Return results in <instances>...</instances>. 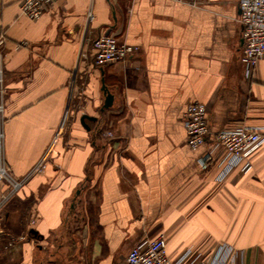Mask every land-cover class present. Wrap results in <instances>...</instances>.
I'll list each match as a JSON object with an SVG mask.
<instances>
[{
	"label": "crops",
	"instance_id": "obj_1",
	"mask_svg": "<svg viewBox=\"0 0 264 264\" xmlns=\"http://www.w3.org/2000/svg\"><path fill=\"white\" fill-rule=\"evenodd\" d=\"M21 1L0 0L5 156L25 180L0 214V264H128L161 235L171 260L227 247L264 264V143L248 174L218 181L214 139L237 124L264 135V59L247 78L240 0H58L37 21ZM102 35L138 50L96 67ZM194 102L210 129L196 149L184 125Z\"/></svg>",
	"mask_w": 264,
	"mask_h": 264
},
{
	"label": "built area",
	"instance_id": "obj_2",
	"mask_svg": "<svg viewBox=\"0 0 264 264\" xmlns=\"http://www.w3.org/2000/svg\"><path fill=\"white\" fill-rule=\"evenodd\" d=\"M58 0H22L20 9L24 16L32 21L41 19L46 10L56 4ZM182 1V0H177ZM240 23L242 31L241 63L245 67L246 77L252 78L258 62L264 59V0H240ZM9 39L5 32L0 33V212L9 201L21 190L25 180L14 177L5 156L4 108L6 85L4 66L8 57ZM26 41L15 44V50L28 47ZM137 48L126 43H119L114 36H100L94 42V64L96 67L115 62H126L134 57ZM184 125L188 136V144L196 149L205 144L210 134L207 120V108L199 102L192 103L184 113ZM107 139H113L112 132L104 133ZM215 146L222 151L221 165L223 170L218 177L222 181L234 168H239L241 174H248L252 170L249 160L250 153L264 143V135L254 127L237 124L223 129L214 135ZM51 151V150H50ZM50 151L44 156L33 174H42L48 165ZM209 160V159H208ZM208 160H205L206 162ZM205 162V163H206ZM206 167V165H205ZM35 220H32L33 225ZM11 243L6 245L9 246ZM242 259V252H235L231 248L221 247L209 260H201L200 254L192 249L186 250L176 260H171L167 252V241L163 235L156 239H146L129 252L128 264H231Z\"/></svg>",
	"mask_w": 264,
	"mask_h": 264
},
{
	"label": "water",
	"instance_id": "obj_3",
	"mask_svg": "<svg viewBox=\"0 0 264 264\" xmlns=\"http://www.w3.org/2000/svg\"><path fill=\"white\" fill-rule=\"evenodd\" d=\"M103 89H104V91L106 92V95H107L106 105L103 108V110H105V109L109 108L110 105H112V99L113 98H112V95L109 93L108 89L105 87V85H103ZM88 119H90V117L85 115L82 118V122L85 123V120H88Z\"/></svg>",
	"mask_w": 264,
	"mask_h": 264
},
{
	"label": "rangeland",
	"instance_id": "obj_4",
	"mask_svg": "<svg viewBox=\"0 0 264 264\" xmlns=\"http://www.w3.org/2000/svg\"><path fill=\"white\" fill-rule=\"evenodd\" d=\"M7 206H8V204H7ZM7 206L0 212V214L5 213L7 211ZM28 223H29V221H28Z\"/></svg>",
	"mask_w": 264,
	"mask_h": 264
}]
</instances>
